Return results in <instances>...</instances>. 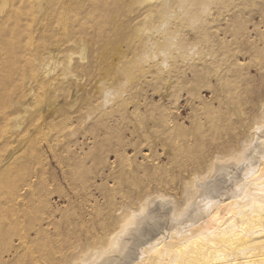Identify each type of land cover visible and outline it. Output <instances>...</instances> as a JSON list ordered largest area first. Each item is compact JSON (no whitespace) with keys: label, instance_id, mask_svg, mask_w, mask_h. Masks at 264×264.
<instances>
[{"label":"rangeland","instance_id":"374dc122","mask_svg":"<svg viewBox=\"0 0 264 264\" xmlns=\"http://www.w3.org/2000/svg\"><path fill=\"white\" fill-rule=\"evenodd\" d=\"M157 1L0 0V204L5 210L8 192L16 189L13 193L25 204L33 200L42 207L45 213L38 209V215L50 211L56 220H64L84 213L86 223L77 229L98 235V219L109 210L106 195L121 189L134 193L138 185L178 197L182 165L238 132L235 113H244L247 119L249 96H235L227 112L218 111L216 104L203 105L200 99L208 102L210 87L216 92L264 87V48L257 47L264 45V0H185L182 7L178 0ZM164 35L175 45L188 47L183 60L176 61L174 49L168 54L173 58H166L171 60L162 66L163 57H168L159 52ZM154 42L158 48L149 50ZM122 102L128 107L119 112L124 121H118L119 113L114 112L98 123L103 112ZM135 105L140 107L136 112ZM210 119L221 125L218 132L208 128ZM134 130L141 132L139 142L136 135L130 142ZM173 142L183 149L181 155L172 153ZM121 147L128 148L130 173L140 181L112 189V184L100 181ZM134 152L141 153L137 160ZM116 165V172L127 167ZM42 186L44 191L38 188ZM153 203L152 211L164 209L158 200ZM218 223L209 221L206 230ZM32 247L29 252L35 250Z\"/></svg>","mask_w":264,"mask_h":264},{"label":"bare ground","instance_id":"6f19581e","mask_svg":"<svg viewBox=\"0 0 264 264\" xmlns=\"http://www.w3.org/2000/svg\"><path fill=\"white\" fill-rule=\"evenodd\" d=\"M168 1L170 0H166V3ZM178 1L181 7L183 3L185 4V0ZM158 5L164 8L163 6L165 4ZM202 8V5H200L196 13L198 14L199 11H202ZM187 9L188 8H186V11ZM189 9H192V7H189ZM249 15L250 14H248V16ZM262 15H260V17H262ZM261 19L263 20V17ZM159 44V47L161 46L159 52L164 56H168L165 58L163 57L162 66H167V61L173 58V56H169L168 54L172 53L174 49V51H176L175 55L178 57L177 59L174 57L176 61L180 58L183 60V50L188 49V47L185 46L181 47L180 45H175L173 41L169 37L166 38L165 35L162 43ZM147 45L149 44L147 43ZM158 45L154 42V44L150 45L148 48L150 50V48L157 47ZM194 46H196V44ZM257 47L261 49L264 48V45L257 44ZM210 52L211 51H209V53ZM209 53L207 55L212 54ZM210 56L212 59L215 58H213L212 55ZM170 57L171 59H166ZM205 59L201 60L205 61ZM208 60L212 61L211 59H207V61ZM48 64H50V62ZM167 69L169 68L167 67ZM245 88L246 87H228L225 91H223L224 89H220L222 93L219 89V91L216 92L214 88L212 90L210 87V89L207 88V93L210 96L208 102L203 98L200 99L203 105L209 104L212 106L216 104L218 111H226L227 109L230 110V104L234 103L235 96L239 98L245 95L249 96L248 104L251 107L249 108L248 114H246V120L243 118V115L245 116L244 113H235L237 115V123L239 124V129L236 130L238 131L237 133L226 135V139L222 142H217L206 155L190 158L187 163L182 165V172L180 177H178V185H180L177 190L179 191L178 197L172 196L169 193L167 195L166 190V192L163 193L159 190L160 188L157 189V187L156 189H154V187L151 191H148L135 185L133 189L134 193L126 192L123 189H121L120 192L118 190L119 193H112L114 191L112 190V194H108L104 198V202L107 205L106 207L109 208L107 215H104L103 218L101 216L102 213L98 215V217L101 216V220L98 219V221H100L97 227L98 235H92V233L87 231L84 232L81 229L84 232L82 233L81 230H79L80 227L77 229L84 221V213L68 218L64 216L66 217L64 220H56V214H54V212L50 213V211L45 216L42 214L38 215L37 212L41 207L40 205H36V202H33V200L31 202L24 200L27 202L25 204L20 200L21 196H16L13 193L14 189H11L10 192H8L11 196H8L4 201L6 210L3 208L4 206L0 204V264H264V95L262 94L264 93V87L259 88L258 91H253L250 88L245 90ZM256 94L257 99L253 100L252 96ZM132 103L135 104L134 102ZM138 105L132 108L133 111L136 112L140 108ZM197 106L199 107V105ZM124 107L123 102L122 104L119 103L112 106L110 111H108L109 109L106 110L108 113L106 111L105 113L103 112V116L101 113L102 117H98V119L100 118L98 123H103L104 119L107 117L110 118L114 112L119 113L121 110L125 111L126 108H128L127 106ZM201 109H203V107ZM233 109H235V107ZM213 113L215 112L213 111ZM202 115L204 116V114ZM117 116H119L118 121H124L120 113ZM110 121H117V117ZM207 123L210 124L208 128L213 132H218L221 128V125L216 119H210ZM155 126L158 125L155 124ZM227 127H229V125ZM173 129L174 127H172L170 131H173ZM140 133V131L136 130L130 131V142L135 139V135L139 142ZM71 134L72 132L69 131V136ZM165 138L167 139V137ZM91 139L89 138V140ZM93 140H95V137H93ZM169 141L170 140H168V142ZM159 144L162 146L163 143ZM53 146H51V148ZM171 148L174 155H178L183 150L177 145V142H173ZM119 149L121 153H115V155L112 156L113 161L105 172L107 174L105 176L104 173L100 181L106 184V186L107 184H112V186H110L111 188L116 185L122 187L126 184L128 186L129 181L131 183H138L137 181H140L134 179L131 174L133 172L132 170L130 171V166H132V164L128 163L131 161V158L128 157V148L121 147ZM117 151L119 150L117 149ZM167 151L166 149V153H168ZM205 151L206 150H204V152ZM140 155L141 153L134 152L133 157L137 160V157ZM144 155H142V158L146 160V155ZM164 157L165 156H163V159ZM118 163L127 167L123 166L124 168L122 167V170L116 172L115 169L117 165H114ZM136 169L137 168L134 170L136 171ZM99 175L101 176V174ZM228 175H230V177ZM154 180H156V178H154ZM24 184L23 186L26 185ZM8 186H5V188L7 187L8 189L11 185L9 184ZM12 186L14 187V184H12ZM19 186L16 184V187ZM164 186H162V188ZM26 187L29 188L28 190L31 189L29 185ZM38 188L44 191L43 186L41 187L43 189L40 187ZM14 192L18 191L15 189ZM33 192L35 191L33 190ZM8 194L5 193V195ZM34 195L36 196V194ZM0 196H2V194ZM60 196L62 197V195ZM62 198L64 199V197ZM60 199L58 198V201ZM155 200H158L159 205L164 209L161 211H152L150 206ZM48 202L49 200H47V203ZM1 203L3 204V202ZM45 204L43 207H45L44 210L46 211L47 204ZM95 205L96 203L94 206ZM159 205L158 207H160ZM96 206L98 207V205ZM41 209L39 211L43 212ZM105 209L106 208H104V210ZM57 211L58 209H56V212ZM88 211H91V209ZM88 211L87 213L89 214ZM44 213L45 212H43V214ZM213 219L219 220L217 227L213 230H206L208 222ZM215 221L217 220L213 222ZM84 223L86 222L84 221ZM76 232L77 236L74 237ZM29 246H34L32 250H35L29 252L31 250L28 251Z\"/></svg>","mask_w":264,"mask_h":264}]
</instances>
